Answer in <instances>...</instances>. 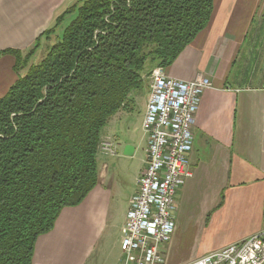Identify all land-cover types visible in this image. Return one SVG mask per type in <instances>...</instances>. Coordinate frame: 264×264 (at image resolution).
I'll return each instance as SVG.
<instances>
[{"label":"crops","instance_id":"obj_1","mask_svg":"<svg viewBox=\"0 0 264 264\" xmlns=\"http://www.w3.org/2000/svg\"><path fill=\"white\" fill-rule=\"evenodd\" d=\"M72 1L0 0V51L32 46ZM13 65V56L0 55V97L16 79ZM164 71L211 83L192 126V176L176 192L174 230L163 245L164 264H188L264 230V0H213L206 27ZM126 110L102 132L116 154L98 152L96 186L36 239L32 264L118 263L121 229L146 159L145 147L135 169L125 167L137 151L129 137L117 135ZM126 144L134 148L130 156Z\"/></svg>","mask_w":264,"mask_h":264},{"label":"trees","instance_id":"obj_2","mask_svg":"<svg viewBox=\"0 0 264 264\" xmlns=\"http://www.w3.org/2000/svg\"><path fill=\"white\" fill-rule=\"evenodd\" d=\"M212 8L213 0H75L25 54L0 52L14 57L16 75L0 97V264H32L36 239L96 186L109 120L206 27Z\"/></svg>","mask_w":264,"mask_h":264},{"label":"built area","instance_id":"obj_3","mask_svg":"<svg viewBox=\"0 0 264 264\" xmlns=\"http://www.w3.org/2000/svg\"><path fill=\"white\" fill-rule=\"evenodd\" d=\"M142 130L146 159L137 178L121 229L117 264H164L163 245L174 230L172 212L180 186L192 176L187 154L193 144V122L201 93L211 87L202 76L181 80L152 70ZM103 154L115 155L116 143L103 138ZM188 264H264V230L216 249Z\"/></svg>","mask_w":264,"mask_h":264},{"label":"rangeland","instance_id":"obj_4","mask_svg":"<svg viewBox=\"0 0 264 264\" xmlns=\"http://www.w3.org/2000/svg\"><path fill=\"white\" fill-rule=\"evenodd\" d=\"M74 2H75V0H73L70 4H68L56 16V18L54 19V21L50 27L54 26L57 17H59ZM71 17L72 16H67L65 18L64 22L54 29V32L50 33L49 35L42 36V39L39 42L40 47L36 50L35 54L31 58V61H30L31 63H36L41 59V57L45 53L47 47L56 41L57 35L61 34L63 26L66 25V23L70 20ZM30 47L31 46H28L25 48H17V49L20 50L23 54H25ZM6 49H8V48H6ZM12 49H16V48H12ZM3 50H5V49H3ZM150 85H151V79L149 76L148 79H146V84H144L143 90L139 91L134 96V100H135L134 102L135 103L132 106H130L128 110L124 111L125 112L123 114L124 118L117 125V135H120L121 140H122V137L123 138L129 137V139H131L133 141L134 145L137 148V151L133 157V160L130 162L126 161V163H125V167L129 168V170H132V171L136 167V164H137L136 160L138 159V157L139 156L142 157V160H143L144 148L146 147L147 135L141 129L140 122H141L142 115L144 113L145 103H147V98H148L147 92H149V90H150ZM105 139H107V138H105ZM100 153H102V152H100ZM142 167L139 168V170L137 172V176H138L139 172L141 171Z\"/></svg>","mask_w":264,"mask_h":264},{"label":"water","instance_id":"obj_5","mask_svg":"<svg viewBox=\"0 0 264 264\" xmlns=\"http://www.w3.org/2000/svg\"><path fill=\"white\" fill-rule=\"evenodd\" d=\"M133 150H134V148H133L132 145L126 144L124 146V148H123V153H124V155H129L130 156V155H132Z\"/></svg>","mask_w":264,"mask_h":264}]
</instances>
